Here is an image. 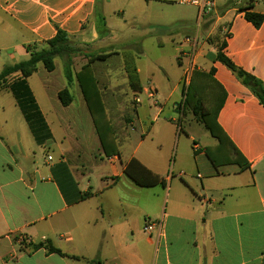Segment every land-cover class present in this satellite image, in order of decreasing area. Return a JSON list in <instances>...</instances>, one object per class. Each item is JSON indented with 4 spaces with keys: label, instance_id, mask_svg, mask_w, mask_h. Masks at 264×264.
<instances>
[{
    "label": "crops",
    "instance_id": "1",
    "mask_svg": "<svg viewBox=\"0 0 264 264\" xmlns=\"http://www.w3.org/2000/svg\"><path fill=\"white\" fill-rule=\"evenodd\" d=\"M171 6L180 5L176 0H0V40L23 37L8 57L28 60L27 47L42 48L60 29L75 45L88 48L73 57L76 75L90 63L87 56L112 55L105 52L111 37L145 29L154 23L157 8ZM241 8L264 16V0H219L216 12L202 21L196 9L177 16L171 23L179 28L171 31V53L165 56L177 61L178 69H168L165 56L155 69L125 59L120 80L103 85L98 63H90L117 155H105L77 80L63 85L72 96L64 106L59 92L48 84L32 86L28 79L41 114L32 121L37 136L12 92H0V264L96 259L102 264H264V106L217 59L221 52L264 85V22L256 28ZM98 14L105 19L102 32ZM159 47L165 53L166 45ZM80 61H86L82 68L76 66ZM191 86L202 90L206 104L220 106L217 122L231 143L224 149L184 107ZM149 89L156 90L159 106ZM170 103L178 117L169 116L172 129L164 132L158 128ZM179 132L185 137L176 138ZM129 165L152 172L166 185H137L126 174ZM147 218L162 221L159 235L144 233ZM19 237L27 240L25 247L17 243ZM47 243L65 256L33 250Z\"/></svg>",
    "mask_w": 264,
    "mask_h": 264
},
{
    "label": "trees",
    "instance_id": "2",
    "mask_svg": "<svg viewBox=\"0 0 264 264\" xmlns=\"http://www.w3.org/2000/svg\"><path fill=\"white\" fill-rule=\"evenodd\" d=\"M246 12V19L251 22L256 28H260L264 22V16L250 12L251 8H241L240 12ZM98 29L100 32L105 29V19L98 14ZM101 27L103 29H101ZM104 38V37H103ZM27 52L30 54L28 60L19 62L14 65L6 66L0 72V92L11 91L14 95L18 106L24 115L25 119L30 124L32 132L37 136L39 129L32 121L35 117H39L40 111L36 104V100L28 85V79L36 72L39 64H42L44 68L49 72H53L56 68L55 60L60 58L64 60V74L68 83H73L76 80L80 84L82 93L88 105V109L94 121L98 136L100 138L104 153L107 157H111L118 154L115 140L113 138L112 130L107 119L104 104L102 102L101 94L97 87V81L93 76L90 68V63L93 62H105L111 55L100 54L95 56H87L89 58V64L84 66L81 71L76 75L73 71V57L81 52V49L75 45L70 39L68 34L60 29L54 39L47 42L39 51H32L30 47H27ZM217 59L226 65L230 70L237 74V76L248 86L258 97L260 103L264 106V85L256 80L251 75L238 69L229 59H227L221 52H219ZM16 74H21V77L9 84L8 79ZM202 90H198L189 87L186 93V100L184 107L190 109L195 117L201 121L205 127L209 130L211 135L218 139L220 144L219 148L224 149L229 140L223 130L220 128L217 122V115L219 107L216 108L210 104H206V98L203 97ZM59 99L64 106H68L72 101V96L69 89H65L59 94ZM203 102L206 104L203 105ZM240 157V155H238ZM227 161H232L227 156ZM126 174L141 187H153L157 185L165 186L166 182L163 178L153 174L152 172L142 168L140 171L134 170L130 165L126 168ZM45 248L49 254H58L65 256L60 250L54 248L49 243L38 244L33 246V250H39ZM87 264H102L98 259L89 261Z\"/></svg>",
    "mask_w": 264,
    "mask_h": 264
},
{
    "label": "rangeland",
    "instance_id": "3",
    "mask_svg": "<svg viewBox=\"0 0 264 264\" xmlns=\"http://www.w3.org/2000/svg\"><path fill=\"white\" fill-rule=\"evenodd\" d=\"M196 10L192 8H187L185 6H171V7H161L157 8L155 10V15L151 18V20H154L152 25L147 26L145 29L147 30V34H149L148 37H144V27H141L138 30H135L134 34L129 33L128 37H111L110 42V49L106 53H111V57L106 62H97L96 66V73L100 80V82L103 83V85L107 84L109 81L120 80L119 75H121L123 68L124 60L127 59V64L130 65V61H140L139 64L147 69H155L156 62L161 58V56H165L166 53H171L170 48L167 46V40L168 37L171 36V31L178 29L179 26L176 24V26L171 23L172 21L177 18L179 15H186L195 13ZM196 16L194 14V22H195ZM123 28V26H122ZM131 28L127 27L123 31L125 33L130 32ZM122 34H119V36H125ZM25 38V37H24ZM23 37H2L0 40V71L3 70L6 66L13 65L15 63H19L22 61H25L26 58L17 56L15 61L11 60L8 55L13 51L14 46L22 44ZM75 43V42H74ZM159 44H165L166 49L164 50L165 53H163V50L160 49ZM30 50L32 51H39L41 48L38 46L30 45ZM81 49V51L87 50L88 48L85 46L77 45ZM143 52L141 53V51ZM29 54V53H28ZM167 58L166 66L168 69L175 68L178 69L179 64L175 60H171L170 55L165 56ZM30 58V54L28 59ZM86 61H83V63L77 62L76 66H79V68L83 67V64ZM56 68L53 72L49 73L42 64H39L36 72L31 76L32 78L29 79V83L34 86L37 85L40 87L41 84H48L53 90L58 93V96L60 93H62L65 89L63 88V85L68 81L64 74V60L57 58L55 60ZM110 65V68L108 70V76L107 78L106 74V67ZM111 66H116L111 67ZM74 70L77 72V68L74 67ZM21 77V74H16L11 76L7 81V86L9 84H12L16 80H18ZM62 89V90H61ZM52 90V89H51ZM2 92H5L2 91ZM177 100H180L179 98ZM179 102V101H178ZM174 105L173 103H170L165 113L161 116V124L158 129L163 130L164 132L170 131L172 128L171 126L166 124V120H168L169 116L172 115L174 117H178V114L173 112ZM154 123V122H153ZM152 123V124H153ZM170 123V122H169ZM148 128L152 125L151 120L147 121ZM176 130V129H175ZM180 135H176V138H179L182 136L183 138L185 135L183 132H179ZM208 141L213 142L211 138H207ZM173 142L175 143V140L173 139ZM173 143V144H174Z\"/></svg>",
    "mask_w": 264,
    "mask_h": 264
},
{
    "label": "built area",
    "instance_id": "4",
    "mask_svg": "<svg viewBox=\"0 0 264 264\" xmlns=\"http://www.w3.org/2000/svg\"><path fill=\"white\" fill-rule=\"evenodd\" d=\"M176 3L180 6L192 7L196 9L198 13V19L202 21L203 19L211 16L216 12L219 0H176ZM148 95L149 98L154 101V105L156 107L159 106V102L156 99V90L149 89ZM136 102L140 103L141 101L138 98ZM48 159L50 161L53 160L52 157H49ZM162 229H163L162 221L154 220L151 218H147L145 220L143 231L146 235L150 237L153 235H159L162 232ZM17 243L20 246L25 247L27 244V240L22 237H19L17 239Z\"/></svg>",
    "mask_w": 264,
    "mask_h": 264
}]
</instances>
